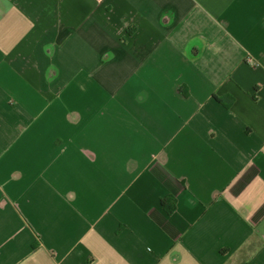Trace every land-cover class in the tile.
Listing matches in <instances>:
<instances>
[{"label": "crops", "instance_id": "obj_1", "mask_svg": "<svg viewBox=\"0 0 264 264\" xmlns=\"http://www.w3.org/2000/svg\"><path fill=\"white\" fill-rule=\"evenodd\" d=\"M0 264H264V0H0Z\"/></svg>", "mask_w": 264, "mask_h": 264}, {"label": "trees", "instance_id": "obj_2", "mask_svg": "<svg viewBox=\"0 0 264 264\" xmlns=\"http://www.w3.org/2000/svg\"><path fill=\"white\" fill-rule=\"evenodd\" d=\"M128 32L130 33V31L128 30ZM161 204H162V207L164 209V211L169 214L172 212V210L174 209V202L169 200V198H162L161 199ZM255 236V234L253 233L252 234V237ZM247 244V241L244 242V245Z\"/></svg>", "mask_w": 264, "mask_h": 264}]
</instances>
